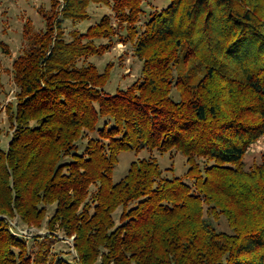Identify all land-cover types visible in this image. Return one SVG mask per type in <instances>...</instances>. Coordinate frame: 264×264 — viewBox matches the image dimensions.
Returning <instances> with one entry per match:
<instances>
[{
	"label": "trees",
	"instance_id": "16d2710c",
	"mask_svg": "<svg viewBox=\"0 0 264 264\" xmlns=\"http://www.w3.org/2000/svg\"><path fill=\"white\" fill-rule=\"evenodd\" d=\"M170 1L142 29L143 0L58 1L43 31L27 28L14 131L0 141V264H264V156L244 159L264 136V0ZM92 2L118 25L105 14L68 39L64 21ZM116 37L136 42L143 67L110 93L111 63L88 58ZM143 150L116 182L121 153ZM154 151L182 153L188 171L166 174ZM50 206L76 262L33 257L11 230L16 215L42 226Z\"/></svg>",
	"mask_w": 264,
	"mask_h": 264
},
{
	"label": "rangeland",
	"instance_id": "374dc122",
	"mask_svg": "<svg viewBox=\"0 0 264 264\" xmlns=\"http://www.w3.org/2000/svg\"><path fill=\"white\" fill-rule=\"evenodd\" d=\"M63 0H0V141L7 148L14 129L12 128L11 110H14L19 87L14 80L13 63L21 54L25 53L30 42L26 36L27 28L43 31L46 28L48 16L54 12V4ZM171 3L170 0H143V11L140 15V29L149 17L156 11L162 10ZM47 13V16H46ZM88 17L74 21L66 19L64 29L66 36L71 39L74 31L86 32L91 25L99 22L105 14L113 16L114 26L118 25L115 12L111 5L103 2H92L88 8ZM126 30L123 31L125 37ZM107 42V39H102ZM135 41H123L116 37L114 45L102 55H91L88 61L94 62L100 71H104L111 63V77L105 89L114 93L118 88H126L142 76L143 61L135 54ZM190 64L184 66L189 69ZM161 167L168 175L183 176L189 168L187 157L182 153L171 155L170 152L161 154L154 151ZM151 152L143 150L125 151L120 155V161L114 174L117 182L129 170L132 161L150 156ZM264 156V136L254 142L245 155L246 168H252L262 162ZM54 213V206H50L42 226H31L22 221L19 216L8 218L12 232L26 240L29 253L35 257L42 249L47 253V261L55 257H65L71 262L77 261V251L74 236H66L62 232L51 231L48 219ZM122 208L115 212L116 222H120ZM222 230L230 231L227 218L223 216L216 222ZM52 233V235H51Z\"/></svg>",
	"mask_w": 264,
	"mask_h": 264
}]
</instances>
